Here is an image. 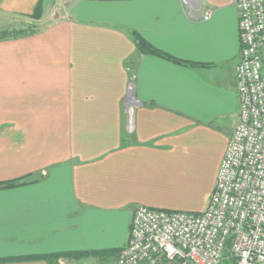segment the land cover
<instances>
[{
    "label": "crops",
    "instance_id": "1",
    "mask_svg": "<svg viewBox=\"0 0 264 264\" xmlns=\"http://www.w3.org/2000/svg\"><path fill=\"white\" fill-rule=\"evenodd\" d=\"M39 1L0 0V30L37 25L0 39V264H119L137 206L208 207L239 112L237 0H41L34 18Z\"/></svg>",
    "mask_w": 264,
    "mask_h": 264
},
{
    "label": "built area",
    "instance_id": "2",
    "mask_svg": "<svg viewBox=\"0 0 264 264\" xmlns=\"http://www.w3.org/2000/svg\"><path fill=\"white\" fill-rule=\"evenodd\" d=\"M237 8L239 112L208 207L137 206L119 264H220L229 248L238 264H264V0Z\"/></svg>",
    "mask_w": 264,
    "mask_h": 264
},
{
    "label": "trees",
    "instance_id": "3",
    "mask_svg": "<svg viewBox=\"0 0 264 264\" xmlns=\"http://www.w3.org/2000/svg\"><path fill=\"white\" fill-rule=\"evenodd\" d=\"M40 12H41V0L38 2L37 6L35 8V11L33 14L34 18H39ZM31 32H33V30L31 31V29H29V30H25V29H21V30L4 29V30H0V39L6 38V37L11 36V35L18 36L21 34H28ZM138 52L139 53L145 52V53H151V54H155V55L164 56L170 60H173V61L179 62V63L183 61L182 59H180L178 57L169 55V54L157 49L156 47L150 45L147 41H145L142 38H139V41H138ZM21 180L22 179L13 180L11 182L5 183L4 186L17 185L21 182ZM23 181L27 182V181H31V180L24 179ZM91 254H95V253H93L91 251H80V252H69V251H67V252L51 253V254L41 255V256L44 257L49 264H58V259L61 257L82 258V257L90 256ZM231 257H229L228 259H225L222 264H238L237 259L231 258Z\"/></svg>",
    "mask_w": 264,
    "mask_h": 264
},
{
    "label": "rangeland",
    "instance_id": "4",
    "mask_svg": "<svg viewBox=\"0 0 264 264\" xmlns=\"http://www.w3.org/2000/svg\"><path fill=\"white\" fill-rule=\"evenodd\" d=\"M17 21H18V22H15L17 25H12V26L10 25V26H8V27H9V28H15V27H16V28H19V29H20L21 27L25 26L26 29H27V28H29V29H30V28H34V29H36V26H37V25H35V24H30V21H32V20H30V19H28L29 22H28V21H27V22H24V21H23V23L19 22L20 19H18ZM15 23H14V24H15ZM33 23H36V21H34ZM32 25H33V26H32ZM44 25H45V24H44ZM44 25H41V26H44ZM34 29H32V30H34ZM229 251H230V248H229L228 251H227V253H229V255H228L225 259H228V258L231 257V256H232L231 258H235V259H236L235 256L230 255V252H229ZM223 262H224V260H223L220 264H222ZM87 264H88V263H87ZM89 264H93V263H92V262H89Z\"/></svg>",
    "mask_w": 264,
    "mask_h": 264
}]
</instances>
